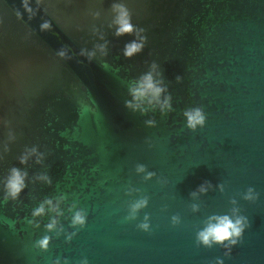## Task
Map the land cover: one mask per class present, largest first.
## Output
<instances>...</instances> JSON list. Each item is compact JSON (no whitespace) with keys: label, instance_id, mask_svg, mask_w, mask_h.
I'll list each match as a JSON object with an SVG mask.
<instances>
[{"label":"water","instance_id":"obj_1","mask_svg":"<svg viewBox=\"0 0 264 264\" xmlns=\"http://www.w3.org/2000/svg\"><path fill=\"white\" fill-rule=\"evenodd\" d=\"M118 5L130 35L116 34ZM133 41L144 48L126 58ZM153 63L172 97L164 116L125 106ZM195 107L206 123L193 132L183 110ZM12 168L26 186L5 201ZM225 214L249 221L229 255L196 239ZM57 260L264 264V0H0V264Z\"/></svg>","mask_w":264,"mask_h":264},{"label":"clouds","instance_id":"obj_2","mask_svg":"<svg viewBox=\"0 0 264 264\" xmlns=\"http://www.w3.org/2000/svg\"><path fill=\"white\" fill-rule=\"evenodd\" d=\"M25 7L27 5L25 4ZM119 8V17L117 20V24L119 25L116 34L118 36L125 35V34H132L135 29L133 24L130 22V17L127 12V10L123 6H115ZM30 11V9H29ZM48 25H45L47 27ZM143 31V29H141ZM142 40H146L145 38H142ZM144 48V43H137L135 41L128 43L125 45L124 50V56L126 58H131L135 54L141 52ZM157 64L153 63L151 65L152 71L143 74L137 81L136 86L131 87L129 89L130 95L132 96V100L126 101L125 106L129 109H132L133 111H140L141 113H145L148 109L144 106L145 103L148 106H158L161 116L166 115L169 112L173 111L171 100L172 97L170 94L165 95L167 93V86L164 85L163 79H155L153 76V73L155 72L157 76H161L162 74L159 72H156ZM177 82L182 81L181 76L176 77ZM163 97V99L161 98ZM183 116L186 118V127L193 132L197 130V128H203L206 123V115L202 108L195 107V108H188L183 110ZM146 126L148 127H155L156 126V120L155 119H149L145 121ZM35 151V149H33ZM26 157H22L20 160V163L24 164L26 163ZM39 162V161H37ZM138 172H144L145 166L144 165H138L137 166ZM155 173L148 172L145 179H150L152 176H154ZM27 176V173H22L17 168L11 169V174L7 178L5 189H6V195L4 200L8 201L9 198H11L13 201H15L20 193L25 188V178ZM41 179L48 180L47 176H42ZM50 182V180H49ZM222 187V186H221ZM200 192H206L207 188L205 185H201L199 187ZM254 189L249 188L248 193L245 195V200H254L258 198V194L256 196H253ZM192 195H196V193H192ZM235 201H233L234 203ZM46 204H48L51 208V211L57 212V206L52 204L51 200L45 201ZM148 203L147 197L138 200L134 204L131 205L130 208V215L126 217V219H134L136 212L146 207ZM195 205H193V210H196ZM237 210L233 209V213H235ZM45 212L44 205L42 204L40 207L35 209L32 213L33 216H40L43 215ZM59 214V213H58ZM148 215H145V222L138 225L139 228L142 230L148 231L149 230V224L147 223ZM173 224H176L179 222L178 216L172 217ZM29 223H31L29 221ZM86 223V213L84 211H77L73 218H72V225L73 226H81L83 227ZM57 221L53 218L51 223L47 225V228L49 230H52L56 227ZM249 226V221L245 216H236L235 219H233L231 216L225 214V215H214L209 218L207 226L199 231L197 233V243L202 244L206 247H211L213 244H220L226 248L229 249V252H226L225 255L230 254V248L233 245H236L243 237V233L246 229V227ZM71 239V236L68 237ZM50 238L48 236L43 237L41 240L37 242V246L47 251L48 245H49ZM54 264H59L58 260L54 262ZM84 264H87L85 261ZM218 264H222V261H218Z\"/></svg>","mask_w":264,"mask_h":264}]
</instances>
